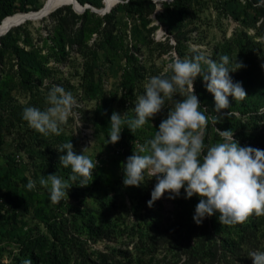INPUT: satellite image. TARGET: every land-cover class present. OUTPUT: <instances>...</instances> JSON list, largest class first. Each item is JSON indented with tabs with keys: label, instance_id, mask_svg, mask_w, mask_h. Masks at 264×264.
<instances>
[{
	"label": "rangeland",
	"instance_id": "obj_1",
	"mask_svg": "<svg viewBox=\"0 0 264 264\" xmlns=\"http://www.w3.org/2000/svg\"><path fill=\"white\" fill-rule=\"evenodd\" d=\"M45 1L0 0V17L2 3H12L14 13H26L37 11ZM84 1L80 4H91V0ZM103 1L91 5L102 9ZM180 1L186 8L184 15L178 12L175 0H112L105 14L91 9L76 12L72 5H64L60 8L70 7L77 16L76 27L84 22L86 29L81 43L69 44L65 38L64 52L56 44L55 27L45 28L51 22L49 16L11 29L20 28L14 36L21 48L33 53L30 58L38 70L22 73L29 85L22 88L17 58L8 52L1 66L7 81L0 104V217L4 216L0 232L8 226L9 217L17 234L34 226L46 234L43 221L53 218L66 222L90 251L132 248L156 181L126 187L122 164L133 154L135 144L145 143L154 135L173 101L166 100L165 109L134 134L122 126L121 138L115 144H107L110 117L113 112H127V118L135 115L133 107L144 91V82L163 71L170 51L175 50L181 58L201 50L213 59L224 54L232 60L238 58L244 67L230 73L246 91V97L238 101L264 93V0ZM63 16L71 18L68 11ZM104 16L110 17L107 25ZM54 84L72 92L78 102V117L70 118L59 136H45L30 128L22 113L27 106L46 107L48 90ZM196 89H201L198 97L202 107L216 117L209 121L205 137L206 144L215 143L221 139L217 128L226 130L227 124L217 117L214 98L202 78L195 81ZM68 140L77 153L88 147L93 162L97 161L96 168L88 185H72L68 195L52 203L48 188L41 186L39 179L49 174L69 176L70 169L59 164L61 153L56 149ZM29 179L36 182L35 190L25 187ZM27 192L33 193L36 212L25 208ZM198 201V196L184 198L182 189L180 197L169 199L165 193L155 203L163 219L173 221L180 205L187 202L196 207ZM89 219L109 227L113 240L93 241L85 226ZM18 245L16 239H2L0 234V262L10 263Z\"/></svg>",
	"mask_w": 264,
	"mask_h": 264
},
{
	"label": "clouds",
	"instance_id": "obj_2",
	"mask_svg": "<svg viewBox=\"0 0 264 264\" xmlns=\"http://www.w3.org/2000/svg\"><path fill=\"white\" fill-rule=\"evenodd\" d=\"M168 56L170 60L163 71L144 82V91L133 107L135 115L127 118V112L111 114L107 144L119 142L122 126L134 134L165 109L166 100L173 101L154 135L145 143L135 144L133 154L122 164L123 184L140 187L155 179L149 207L165 193L169 199L180 197L182 189L186 199L198 196L193 215L198 225L212 216H217L223 225H234L252 215H264V149L241 146L232 130L218 128L221 139L206 144L207 125L216 117L202 107L195 92V81L202 78L214 98V111L220 116H232L230 98L241 100L246 91L230 73L243 68V63L227 54L213 59L203 50L184 58L172 50ZM177 95L182 99L174 100ZM77 106L71 91L54 84L48 90L46 107L27 106L22 119L45 136H59L69 119L78 117ZM260 111L264 113V108ZM56 149L61 153L59 164L70 173L67 178L49 174L39 179V184L48 188L52 203L68 195L72 185H88L97 164L88 154V147L77 153L71 140ZM25 187L35 190L36 182L29 179ZM247 256L253 264H264V250H251ZM22 264L32 261L25 258Z\"/></svg>",
	"mask_w": 264,
	"mask_h": 264
},
{
	"label": "trees",
	"instance_id": "obj_3",
	"mask_svg": "<svg viewBox=\"0 0 264 264\" xmlns=\"http://www.w3.org/2000/svg\"><path fill=\"white\" fill-rule=\"evenodd\" d=\"M77 1L85 3L84 0ZM98 1L91 0L90 3L97 6ZM175 2L178 12L184 15L186 8L180 0ZM1 10L0 23L15 14L12 3H2ZM64 11H68L71 18L63 16ZM76 18L70 7L58 8L49 15L51 22L45 28L55 27L56 44L60 46V52H64L65 38L69 44L82 42L85 24L82 22L80 27H76ZM109 18L104 16L105 25ZM19 29L10 30L0 38V104L7 81L1 66L8 52L17 58L22 88L29 86L22 73L27 69L38 70V66L30 58L33 53L21 48L19 40L14 36ZM196 90L199 95L201 89ZM260 101H263V106ZM263 107L264 93L258 98L249 97L245 102L230 101L233 115L227 117L217 114V117L227 124L226 130H232L234 138L240 143L264 149V113L260 111ZM27 193L25 208L34 210L33 193ZM148 201L145 205V218L138 225L142 230L136 235L132 248L125 250L115 248L90 251L87 244L70 231L66 222L53 218L43 221L47 228L46 234L39 226H34L25 233L21 229L22 235L17 234L15 228L11 227L13 220L8 217V226L2 227L1 238L16 239L19 243L17 253L8 264H22L25 258H30L32 264H253L247 256L248 252L264 250V215H252L244 223L234 225H223L217 216H212L198 225L193 220L195 207H190L187 202L177 208L173 221H165L158 213L157 204L149 207ZM0 220L3 221L4 216ZM85 226L93 241L113 240V231L109 227L96 224L91 219Z\"/></svg>",
	"mask_w": 264,
	"mask_h": 264
},
{
	"label": "bare ground",
	"instance_id": "obj_4",
	"mask_svg": "<svg viewBox=\"0 0 264 264\" xmlns=\"http://www.w3.org/2000/svg\"><path fill=\"white\" fill-rule=\"evenodd\" d=\"M72 3L74 4V7L77 10L81 9V7L73 0H46L39 10L29 11V12H34L36 14L24 15V12H18L12 16H8L0 23V35L8 32L9 30H11L12 28L18 25L26 23V21H37L43 19L44 17H47L49 13H51L54 9H56L60 5L72 4ZM104 4L105 7L103 8L109 9L112 6V0H107V2L106 0H104ZM23 19L25 20L22 21Z\"/></svg>",
	"mask_w": 264,
	"mask_h": 264
},
{
	"label": "water",
	"instance_id": "obj_5",
	"mask_svg": "<svg viewBox=\"0 0 264 264\" xmlns=\"http://www.w3.org/2000/svg\"><path fill=\"white\" fill-rule=\"evenodd\" d=\"M73 1H74L75 3H77V4L81 7L80 10H77V9L74 7V4H73V3H72V4H63V5H60L59 7H57L56 9H54L51 13H49V15L52 14V13L55 12L58 8H60V7L64 6V5H72V8H73L74 11H76V12H81V13L85 12L87 9H91L93 12L101 13V14H105V13H108V12L110 11V8H111V7H110L109 9H106V8L97 9V8H95V7H92V6L89 5V4L81 5L77 0H73ZM103 3H104V1H103ZM29 14H36V13H34V12H26V13H24V15H29ZM49 15H48V16H49ZM26 19H29V18H26ZM24 20H25V19H23L22 21H24ZM26 22H28V21H26ZM9 31H10V30H9ZM9 31H8V32H9ZM8 32H6V33L0 35V38H1L2 36L6 35Z\"/></svg>",
	"mask_w": 264,
	"mask_h": 264
}]
</instances>
